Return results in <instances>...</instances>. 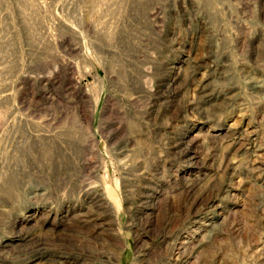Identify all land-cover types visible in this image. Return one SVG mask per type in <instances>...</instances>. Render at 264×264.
<instances>
[{"label":"rangeland","instance_id":"1","mask_svg":"<svg viewBox=\"0 0 264 264\" xmlns=\"http://www.w3.org/2000/svg\"><path fill=\"white\" fill-rule=\"evenodd\" d=\"M0 264H264V0H0Z\"/></svg>","mask_w":264,"mask_h":264}]
</instances>
